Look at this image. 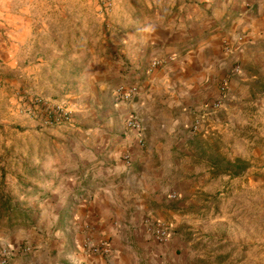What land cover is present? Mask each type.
<instances>
[{"label":"crops","instance_id":"crops-1","mask_svg":"<svg viewBox=\"0 0 264 264\" xmlns=\"http://www.w3.org/2000/svg\"><path fill=\"white\" fill-rule=\"evenodd\" d=\"M180 8L166 20L143 28L137 38L141 39L140 53L131 58L128 75H147L142 83L145 98L137 106L164 94L165 99L159 95V101L171 110H183L165 131L177 135L181 126L194 127L192 114L216 98L227 81L223 108L198 128L211 131V243L230 241L235 246L219 252L229 257L219 264L230 263L234 257L239 264H264V0H207ZM9 55H3L7 69L14 62ZM155 58H163L164 63L153 67ZM8 86L0 88L6 107L12 92ZM132 106L136 104H119V134L113 133L112 123L97 136L95 153H31L28 186L32 197L28 201L38 209L39 221L31 228L16 229L6 239L19 248L29 243L38 249L36 261L14 264H184L175 245L177 232L160 243L147 224L152 218L171 221L175 217L165 207L172 187L161 183L162 153L152 147L144 149L133 142L132 133L125 132ZM5 113V122L18 121L13 108ZM146 127L142 120L143 137L144 130L148 135ZM178 143L176 155L182 152ZM85 144L89 145L86 140ZM128 155L130 165L125 159ZM150 157L158 159L156 167L149 168L146 162L141 173L151 170L155 178L136 174L133 167ZM169 167L174 174L182 169L176 158ZM138 177L147 184L141 186V196L132 193L137 187L132 182ZM93 188V197H72L76 190ZM189 188L176 187L182 196L189 194ZM87 239L107 241L112 254L88 251Z\"/></svg>","mask_w":264,"mask_h":264},{"label":"rangeland","instance_id":"rangeland-1","mask_svg":"<svg viewBox=\"0 0 264 264\" xmlns=\"http://www.w3.org/2000/svg\"><path fill=\"white\" fill-rule=\"evenodd\" d=\"M206 1L0 0V88H12L9 106L0 100V249L6 246L15 252L8 264L36 261L37 246L23 243L19 248L6 239L16 229L31 228L39 221L38 209L28 201L32 197L28 186L33 171L31 153H95L98 135L112 123L113 133L119 130L120 103L136 104L130 111L142 118L148 130V135L144 130V149L152 147L162 153L161 183L172 187L165 207L175 215L171 221H162L172 223L171 237L177 232L175 245L184 264H219L224 258L229 259L219 252L235 248L230 241L211 243V131L198 130L208 118L196 125L202 111H195L194 127L181 126L177 135L165 134L166 128L172 126L171 119L183 110H171L159 101V95L165 99L164 94L138 107L147 91L142 89L147 75H128L133 67L131 58L136 59L140 53L141 39L137 38L143 28L166 20L180 7L186 10L191 4ZM5 53L14 61L9 69L3 62ZM134 83L139 85L138 95L129 101L121 100L117 89ZM146 86L150 88L151 83ZM9 107L14 109L18 121H4ZM180 137L187 139L180 142ZM177 142L182 149L178 150L180 155L174 148ZM175 158L182 167L177 174L169 167ZM146 162L149 168H155L158 159L150 157L138 162L133 167L135 173L155 178L151 170L141 173ZM72 164L77 167L75 158ZM82 169L85 167H79ZM181 170L183 173L179 174ZM132 183L137 186L132 193L143 195L140 188L147 184L140 183L139 177ZM181 185L190 187L188 195L182 196L176 189ZM94 193L95 188L76 190L72 197L90 198ZM21 212L26 225H11L10 218L16 219ZM59 229L62 233L60 227L55 230ZM27 248L31 250L26 251ZM235 260L239 261L234 257L225 264H239Z\"/></svg>","mask_w":264,"mask_h":264},{"label":"built area","instance_id":"built-area-1","mask_svg":"<svg viewBox=\"0 0 264 264\" xmlns=\"http://www.w3.org/2000/svg\"><path fill=\"white\" fill-rule=\"evenodd\" d=\"M164 63L163 58H155L152 61V66L157 67ZM227 81H223L221 84V91L220 94L214 98L206 101L202 108V116H199L197 119L198 125L201 121L203 122V118H209L210 115L217 113L221 108H223L225 104V97L228 92V85ZM139 93V85L138 83H134L130 86H122L119 87L116 91L117 96L123 100V101H129L132 100L136 95ZM125 132L126 133H132L133 134V142L137 143L139 146L143 147L144 145V138L142 136V120L141 118L136 115L135 113H130L125 118ZM127 164H131V157L128 155L125 157ZM147 224L149 226L150 231L155 235V238L160 242H165L170 239L172 235V223L165 222L162 220H151L149 219L147 221ZM85 247L90 252H100L107 255L112 254V250L110 248V245L107 241H102L101 243H96L95 241L91 239H87L85 243ZM30 251V248H27L26 251ZM15 252L11 250L10 248L3 246L0 249V263L1 264H8L9 258L14 255Z\"/></svg>","mask_w":264,"mask_h":264},{"label":"trees","instance_id":"trees-1","mask_svg":"<svg viewBox=\"0 0 264 264\" xmlns=\"http://www.w3.org/2000/svg\"><path fill=\"white\" fill-rule=\"evenodd\" d=\"M24 213L21 212V215L19 217H17L16 219L14 218H10V224L13 225V226H18V227H21V226H24L26 225V222L24 220L21 219V216L23 215Z\"/></svg>","mask_w":264,"mask_h":264}]
</instances>
